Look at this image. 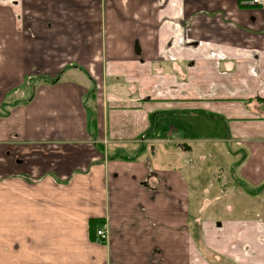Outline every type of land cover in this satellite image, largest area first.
<instances>
[{"label": "crops", "instance_id": "0c3cea01", "mask_svg": "<svg viewBox=\"0 0 264 264\" xmlns=\"http://www.w3.org/2000/svg\"><path fill=\"white\" fill-rule=\"evenodd\" d=\"M0 264H264V7L0 0Z\"/></svg>", "mask_w": 264, "mask_h": 264}, {"label": "rangeland", "instance_id": "374dc122", "mask_svg": "<svg viewBox=\"0 0 264 264\" xmlns=\"http://www.w3.org/2000/svg\"><path fill=\"white\" fill-rule=\"evenodd\" d=\"M218 130L220 129L219 127H216ZM221 130V129H220ZM220 145H217V152H212L210 149V146H206L202 148V152L196 153L195 156H201V160L200 163L196 162L199 164L198 168L194 169L195 172V177L194 180L197 181V187L200 188L201 194L202 191L207 188L208 191L213 192L211 194L212 195H216L218 193V191L220 190L221 187V178H224L225 173H228V166H230L232 163H234V161L237 160V158H234L233 156H231L223 147H218ZM221 150V151H219ZM241 156H243V153H241ZM195 157V159H196ZM237 167L234 166V180H236V176H237ZM215 181V184H213ZM236 182V181H235ZM240 181H238L239 183ZM240 186H242V184H238ZM210 186H212L214 189H210ZM211 187V188H212ZM237 188L234 187L233 189V193L230 197V199L227 198L226 203L227 206L230 204L233 207V211L234 213H237L238 211H240L241 209L244 208H252L254 206H256L259 201L257 203H252L250 202L248 199H245L244 197L246 196L247 192H255L258 191V189H253L251 190L250 188L246 187L245 185H243V190H237L235 189ZM261 189H259L260 191ZM243 191V192H242ZM205 195L206 197H208L209 195L207 193L202 194ZM221 197V195H220ZM201 203L203 204V210L202 212L204 214H207L209 208H208V204H209V199H204L201 201ZM219 205V204H218ZM190 206H191V210H190V216L193 219H195V214H194V209L197 208L198 206V201L197 199H190ZM220 209L221 206H217L214 208V215L219 216V217H223L222 214L220 213ZM208 216V215H206ZM210 218V216H208ZM225 217V216H224ZM207 218V217H205ZM192 228H194V230H197L196 225L192 224L191 225Z\"/></svg>", "mask_w": 264, "mask_h": 264}, {"label": "built area", "instance_id": "2783aa9c", "mask_svg": "<svg viewBox=\"0 0 264 264\" xmlns=\"http://www.w3.org/2000/svg\"><path fill=\"white\" fill-rule=\"evenodd\" d=\"M252 3L260 7H264V0H252ZM96 236L99 240H107V236L103 231H97Z\"/></svg>", "mask_w": 264, "mask_h": 264}, {"label": "trees", "instance_id": "16d2710c", "mask_svg": "<svg viewBox=\"0 0 264 264\" xmlns=\"http://www.w3.org/2000/svg\"><path fill=\"white\" fill-rule=\"evenodd\" d=\"M97 230H95V225L93 222L90 223V231H89V236H90V239H94L95 238V235H96V232Z\"/></svg>", "mask_w": 264, "mask_h": 264}]
</instances>
